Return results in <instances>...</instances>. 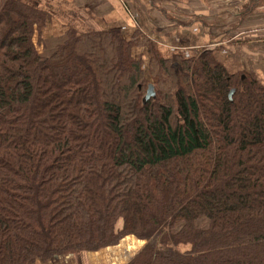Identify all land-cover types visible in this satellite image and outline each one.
Masks as SVG:
<instances>
[{
    "label": "trees",
    "instance_id": "1",
    "mask_svg": "<svg viewBox=\"0 0 264 264\" xmlns=\"http://www.w3.org/2000/svg\"><path fill=\"white\" fill-rule=\"evenodd\" d=\"M50 16L0 0V264L130 237L145 244L127 264H264L255 72L212 51L164 58L140 31L45 39Z\"/></svg>",
    "mask_w": 264,
    "mask_h": 264
},
{
    "label": "crops",
    "instance_id": "2",
    "mask_svg": "<svg viewBox=\"0 0 264 264\" xmlns=\"http://www.w3.org/2000/svg\"><path fill=\"white\" fill-rule=\"evenodd\" d=\"M24 1L50 13L42 30L45 39L60 38L71 27L82 32L116 30L127 39L140 31L158 45L165 58L182 47L197 51L215 44L229 72L252 69L264 75V0ZM139 51L146 61L145 50ZM127 240L137 245V239ZM144 244L134 254L123 243L120 250L115 246L36 264H127Z\"/></svg>",
    "mask_w": 264,
    "mask_h": 264
},
{
    "label": "rangeland",
    "instance_id": "3",
    "mask_svg": "<svg viewBox=\"0 0 264 264\" xmlns=\"http://www.w3.org/2000/svg\"><path fill=\"white\" fill-rule=\"evenodd\" d=\"M216 36V35H215ZM134 37V35H133ZM133 37H131L130 39H132ZM156 47L158 49V45L156 44ZM219 46L218 45H215V44H208L206 46H203L202 49H198L197 51L196 50H191L190 48L188 47H182L181 48V51H178V52H173L174 53V56H181L183 58H191V57H195L197 56L201 51H212L213 55L216 57V59L218 61H220L221 63L222 60L220 59V55L218 54V48ZM137 49V50H136ZM140 49H144L145 50V54L147 56V60L145 61V68H149V62H150V55H148V52L146 50V47H138V48H135V50L133 51V54H134V57L139 59L140 57H142L143 55H140L142 54L141 51H139ZM159 51V49H158ZM141 52V53H139ZM160 53V51H159ZM161 54V53H160ZM162 57H164L162 54H161ZM173 57V56H172ZM171 57V58H172ZM165 58V57H164ZM220 59V60H219ZM224 65V63H223ZM146 68V69H147ZM148 70V69H147ZM250 72H255V74L258 76L259 80L263 83L264 82V79L262 77H264V75H260L258 72L252 70V69H246V70H239V71H236L235 73H232V74H239V73H250ZM231 73V72H230ZM263 79V80H261ZM264 84V83H263ZM208 225V221L206 219H201L199 221V226L200 227H206ZM128 239V238H127ZM127 239H124L119 245H118V249H122L124 247H122L121 245H123V243H126V246H130V254H134L135 253V250H137L136 248H138L140 246V244L143 243V241H140V240H136L137 242V245H133L134 243L132 242L131 244H128V240ZM133 241V240H131ZM125 246V245H124ZM127 248V247H125ZM131 256V255H130Z\"/></svg>",
    "mask_w": 264,
    "mask_h": 264
},
{
    "label": "water",
    "instance_id": "4",
    "mask_svg": "<svg viewBox=\"0 0 264 264\" xmlns=\"http://www.w3.org/2000/svg\"><path fill=\"white\" fill-rule=\"evenodd\" d=\"M233 93H234V90L231 92L230 97L233 95ZM151 95H154V86L153 85H150V87H149L147 99L150 98Z\"/></svg>",
    "mask_w": 264,
    "mask_h": 264
}]
</instances>
